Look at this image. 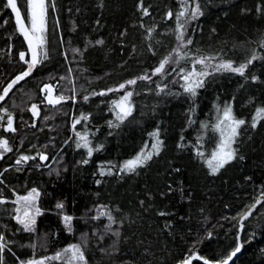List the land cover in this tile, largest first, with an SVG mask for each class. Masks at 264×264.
I'll return each instance as SVG.
<instances>
[{
  "label": "trees",
  "instance_id": "1",
  "mask_svg": "<svg viewBox=\"0 0 264 264\" xmlns=\"http://www.w3.org/2000/svg\"><path fill=\"white\" fill-rule=\"evenodd\" d=\"M6 3L0 0V94L26 70L18 60L24 43ZM54 3L55 11L50 7L48 14V60L0 102V111L7 109L13 115L16 128L12 151L0 163L1 195L9 198L35 188L41 212L32 232L10 219L1 220L0 233L10 248L4 253L5 264L42 258L71 244L81 245L88 264H179L193 252L218 264L238 244L241 251L231 264H264V118L255 129L251 127L256 109L264 107V13L256 11L264 0H199L203 15L187 25L186 38L193 41L184 49L189 57L217 56L238 66L255 53L259 58L245 76L209 68L212 74L192 97L179 75L180 69L192 70V59L186 57L171 65L169 74L152 76L151 83L138 81L128 89L134 93L133 112L123 122L112 109V101L123 92L107 90L151 74L172 54L178 46L175 18L166 19L165 14L179 10L178 0H143L148 16L139 9L140 0ZM18 7L23 13L25 0H18ZM152 28L155 31L146 39ZM68 74L73 78L75 102L69 98L56 107L45 106L41 85L58 83V96L61 77L65 81ZM157 84L167 86L159 95ZM99 92L107 94L95 95ZM31 96L40 98L52 117L58 113L55 120L46 124L43 115L27 113ZM226 105L246 123L233 145L236 159L212 175L206 160L215 151L217 134L211 131ZM81 114L88 119L74 131L73 122ZM109 121L118 126L109 127ZM157 130L163 140L159 155L134 173H121L124 162L145 145L151 150L150 134ZM77 132L87 135L91 157L87 148L77 146L83 143ZM41 153L48 164L53 157L54 161L45 167L38 161ZM21 155L35 159L15 167ZM101 169L112 174L102 176ZM57 203H63V209H57ZM252 205L241 229V214ZM101 208L115 221L111 230L107 215L94 218ZM64 215L73 217L71 231Z\"/></svg>",
  "mask_w": 264,
  "mask_h": 264
},
{
  "label": "snow or ice",
  "instance_id": "2",
  "mask_svg": "<svg viewBox=\"0 0 264 264\" xmlns=\"http://www.w3.org/2000/svg\"><path fill=\"white\" fill-rule=\"evenodd\" d=\"M180 5L179 10L175 13L172 10H169L165 14L166 19L175 18V33H176V41L178 46L173 49V53L176 56L175 61L173 60V56L170 54L169 56L164 57L155 67L151 74L145 73L136 78L128 79L123 83H120L115 88H110L107 92H123V95L118 99L112 101V109L115 112L116 119L120 122H123L129 116L132 115L133 112V103L132 97L134 95L132 90H128L137 85L138 81H145L148 83L152 82V76H165L169 74L167 72V66L170 63L179 64L181 60L187 58H191L193 62L192 70L185 71L184 69H180L179 75L184 80V84L182 87L186 93H189L192 97H195L197 94V89L203 87L204 78L208 77L212 74L208 69L212 68L214 72L226 71L233 72L240 76H245L246 69L249 65L252 64L253 61L257 60L259 57L254 53L250 59H248L245 63H241L238 66H234L232 61H225L220 59L217 56H197V57H189L187 52H184L189 45L192 44L191 38H186L187 36V25L191 20L198 19L203 15V11L200 7L199 0H178ZM26 10L22 13L21 8L18 7V0H7L5 7L11 9V11L15 14V21L17 28L20 34L24 37V39L28 43V50L31 53V60L25 59V53H20V60L27 64V69L17 75L6 87L3 88L2 94H0V102H3L5 98L12 91L13 87L20 83V81L24 80L26 77L30 76L33 70L42 63L41 57L44 60L48 59V51L46 48L47 40L46 33L48 32V14L49 8L51 7L53 11H55V3L54 0H25ZM139 9L142 11L144 16L150 15L148 9L144 7L143 0H140L138 5ZM258 13H264V6L258 5L256 8ZM58 25V22H57ZM143 26V25H141ZM148 36L146 39H150L152 32L155 31L154 28L148 29ZM214 31V30H213ZM97 45H103V40H97L95 42ZM261 47H264V42H262ZM151 50V49H150ZM79 52V50H75ZM219 60V63L213 65L211 61ZM199 65L200 69L198 70L196 66ZM175 71V69H173ZM63 79V77H61ZM256 78L253 77V80ZM167 86H161L157 84L158 91L156 92L159 95L161 92L165 91ZM41 91L46 93L44 99L49 104L55 107L61 102L65 101V97L63 95L56 96L53 98V86L45 84L41 88ZM106 92L95 93V95H106ZM74 99V97H73ZM84 100L87 101L88 97L85 96ZM33 117L39 116L38 105L32 104L28 109ZM218 112L221 110L218 108ZM6 117V127L4 131L6 132H15L16 128L14 127V117L8 112L7 109L3 110V115H0V121H4ZM261 118H264V107L257 108L255 116L253 117L251 127L255 129L257 124ZM88 117L84 114H81L79 119L74 120L72 128L75 131L76 125L81 122V120H87ZM246 123L243 119H238L233 115V110L231 105H226L222 114L220 115L218 122L214 125V131L219 132L220 134V142L217 145V149L212 152L211 158L206 160V163L210 169V174L215 175L220 169H222L226 164L230 163L232 160L236 159V150L233 145L236 143V138L239 135V129L242 125ZM35 127V125H31ZM118 126L113 125L112 121H109V127ZM206 127V125H205ZM77 137L83 141L82 144L78 143V147H85L88 150V156L91 157L93 153V148L90 147V141L87 138V135H81L79 132L76 133ZM154 139V143L151 145V150L148 149V145H145V149H142L133 159L127 160L120 167L119 171L121 173H134L140 167H143L148 161H150L154 155H159L161 148L163 146V140L160 139L159 131H154L150 134ZM0 149L3 150L4 153L11 152L12 148L9 146V141L7 139H0ZM99 150L98 148L96 149ZM198 156H203L202 152L197 153ZM3 156L0 155V159ZM39 158L41 160H46L47 157L43 154H39ZM31 159H35V157L21 155L17 160L16 164H21V162H27ZM242 159V157H241ZM83 163L87 164L88 160H84ZM113 167H115L113 165ZM111 175V170L106 173L103 169H101L100 175ZM3 175V173H0ZM0 183H3V180H0ZM99 183V181H98ZM39 196V192L35 188L31 190V192L24 197H18L17 201L14 203H19L23 201V211L21 212V208H16L15 212L17 213L13 219L16 220L18 224L22 226L23 231L32 232L34 231L35 225V216L32 215V209L35 210L36 215H40V209L35 208V199ZM260 201L258 200L257 203ZM5 201L0 199V204H4ZM143 203V202H141ZM63 203H57V209H63ZM255 205L249 207V210L241 214L240 217V227L243 228V221L247 220L248 217L252 214V209ZM99 212V216L94 218H100L102 216L107 215L109 220V225L107 228L111 230V223H114L113 217L110 213L103 210V208L97 210ZM159 215L165 216V212H160ZM73 217L70 215H64L63 221L66 228L71 231V222ZM118 235V233H116ZM209 237L211 233L208 234ZM239 239V238H238ZM9 242L7 241L4 234L0 233V264H5L4 262V253L5 251H10L8 247ZM242 245H237V247L224 259L218 262V264H229V262L241 251ZM191 251V250H190ZM70 254V255H68ZM62 255L67 256L66 264H88L84 252L81 249L80 245H71L69 248L64 249L63 253H57L54 257H45L41 260H29L27 262H21V264H45L46 260H58ZM193 260H203V264H210V262L201 256L196 255L195 252L192 255L183 259L180 264H192Z\"/></svg>",
  "mask_w": 264,
  "mask_h": 264
},
{
  "label": "rangeland",
  "instance_id": "3",
  "mask_svg": "<svg viewBox=\"0 0 264 264\" xmlns=\"http://www.w3.org/2000/svg\"><path fill=\"white\" fill-rule=\"evenodd\" d=\"M173 56V60L175 61V54L173 53V50L170 51ZM42 59V63L46 62L47 60H44L43 57H41ZM40 63V64H42ZM171 65H175V63H170L168 66H167V70L169 67H171ZM27 69V68H26ZM180 80L182 81V83L184 84V80L182 78H180ZM59 95H63L65 97V99L67 100V102L69 101V98H71V102L74 103L75 102V99H73V97L75 98V87H74V82H73V78H72V75L71 74H68V76L66 77V80L64 81V77L62 79V83H61V86L59 88V93H58V96ZM32 104H36L38 105V109H39V117L41 115H43L45 117V122L46 124L49 123L50 121L49 120H55V117L58 115V113H54L53 114V117L51 116V111H48L47 108H45L44 106H42V100H40V98L36 97V96H31L30 99H28L27 103H26V111L27 113H29L31 116L32 113L28 110ZM71 113H72V109H71ZM3 114V110L0 111V115ZM222 114V112L216 117V124L218 122V119L220 117V115ZM55 115V116H54ZM49 121V122H48ZM32 124L35 125V122H33ZM71 125V123H70ZM6 127V117H5V120L4 121H0V139H7L9 141V146L11 147L12 146V140L15 139V132H6L4 131V128ZM217 132V131H216ZM213 129L211 131V133H214L215 135L217 134L216 136V147H215V150L217 149V145L219 144L220 142V134L219 132L216 133ZM12 134V135H11ZM13 136V137H12ZM10 153V152H7V154ZM42 154V153H41ZM44 155V154H43ZM47 157V156H46ZM54 158L51 160V162L48 164L47 163V159L46 160H41L39 158V154H38V161H40V163L42 165L44 164H47L45 167L49 166L53 161H54ZM26 162H21V164H16V162H14L15 164V167H20V166H23V164H25ZM0 180H1V177H0ZM1 185V183H0ZM32 190V189H31ZM31 190H29L28 192H26L25 194L23 195H18V194H12L9 198H6L3 197L1 195L2 191L0 190V199L4 200L5 203L4 204H0V223H1V220L2 221H5V220H8L10 219L11 221H13L15 224L18 225V227L22 228V226L20 224H18L16 222L15 219H13V217L17 214L15 212V209L16 208H21V212L23 211V201L19 202V203H14V201H17V198L18 197H24V196H27ZM38 192V191H37ZM38 202H39V196L35 199V208H39L38 206ZM98 212V211H97ZM32 215L35 216V220L37 218L38 215L35 214V210L32 209ZM98 215H99V212H98ZM3 232V231H2ZM1 232V233H2ZM8 241V240H7ZM73 245V244H71ZM71 245H68L67 247H65L64 249H67L69 248ZM75 245H78V244H75ZM9 246V245H8ZM81 246V245H80ZM64 249H62L61 251L59 252H56L54 254H50V255H46L42 258H27L25 259L24 261L22 262H27L29 260H41V259H44L45 257H54L56 256L57 253H63ZM70 255V254H68ZM66 260H67V256L66 255H62L60 259L58 260H46L45 261V264H66ZM18 264H21V262H19Z\"/></svg>",
  "mask_w": 264,
  "mask_h": 264
},
{
  "label": "water",
  "instance_id": "4",
  "mask_svg": "<svg viewBox=\"0 0 264 264\" xmlns=\"http://www.w3.org/2000/svg\"><path fill=\"white\" fill-rule=\"evenodd\" d=\"M12 13H13V12H12ZM13 18H14V24H15V27H16V32H17V34L19 35V37L21 38V40H22L23 43H24L25 50L22 51V52L25 53V59L27 58V60H31V53H30L29 50H28V43H27V41L24 39V37L20 34V32H19V30H18V28H17L16 21H15V14H14V13H13ZM20 53H21V52H20ZM20 53H19V62L22 63V64H24V65L27 67V64H26L25 62H23V61L20 60ZM45 84H48V85H52V86H53V98H55V97L57 96L58 83H53V84H51V83H45ZM45 84H43V85H45ZM43 85H41V87L39 88V93H40V96H41V98H42V100H43V104H44L45 106H47V107H53L52 105H49V104L45 101V99H44L46 93H44V92L41 91V88L43 87ZM64 102H65V101L61 102L60 104H62V103H64ZM60 104H58V105H60ZM58 105H56V106H58ZM56 106H55V107H56ZM238 254H239V253H237V255H236L235 257H233V259L229 262V264H231V263L233 262V260L238 256ZM194 261H201V260H193L192 262H194ZM179 264H180V263H179Z\"/></svg>",
  "mask_w": 264,
  "mask_h": 264
},
{
  "label": "flooded vegetation",
  "instance_id": "5",
  "mask_svg": "<svg viewBox=\"0 0 264 264\" xmlns=\"http://www.w3.org/2000/svg\"><path fill=\"white\" fill-rule=\"evenodd\" d=\"M25 50V49H24ZM19 60V59H18ZM26 60H27V58H26ZM20 63V62H19ZM23 67H25V68H27L24 64H22V63H20ZM0 155H2L3 156V158H5L6 156H8L9 155V153L7 154V153H4L3 152V150L2 149H0ZM3 158L2 159H0V163L3 161ZM0 177H1V175H0Z\"/></svg>",
  "mask_w": 264,
  "mask_h": 264
}]
</instances>
